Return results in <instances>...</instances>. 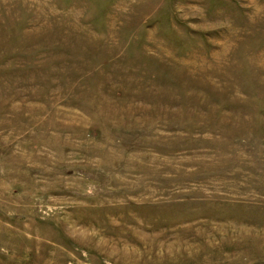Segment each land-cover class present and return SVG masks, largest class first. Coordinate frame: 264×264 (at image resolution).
<instances>
[{
    "label": "rangeland",
    "instance_id": "obj_1",
    "mask_svg": "<svg viewBox=\"0 0 264 264\" xmlns=\"http://www.w3.org/2000/svg\"><path fill=\"white\" fill-rule=\"evenodd\" d=\"M0 264H264V0H0Z\"/></svg>",
    "mask_w": 264,
    "mask_h": 264
}]
</instances>
